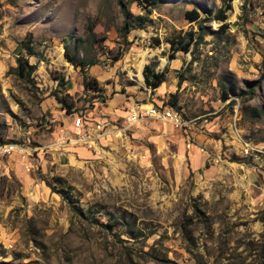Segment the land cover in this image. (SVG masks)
<instances>
[{"label":"rangeland","instance_id":"obj_1","mask_svg":"<svg viewBox=\"0 0 264 264\" xmlns=\"http://www.w3.org/2000/svg\"><path fill=\"white\" fill-rule=\"evenodd\" d=\"M0 139V264H264V0H0Z\"/></svg>","mask_w":264,"mask_h":264},{"label":"built area","instance_id":"obj_2","mask_svg":"<svg viewBox=\"0 0 264 264\" xmlns=\"http://www.w3.org/2000/svg\"><path fill=\"white\" fill-rule=\"evenodd\" d=\"M152 118L155 120H167L177 123V112L172 108L161 107L150 103L148 107H143V102H133L127 114L129 123L141 122L144 119ZM74 126L80 128L84 124L82 116L76 115L73 119ZM23 147L15 141L1 140L0 139V155L10 154L12 152L22 151Z\"/></svg>","mask_w":264,"mask_h":264},{"label":"trees","instance_id":"obj_3","mask_svg":"<svg viewBox=\"0 0 264 264\" xmlns=\"http://www.w3.org/2000/svg\"><path fill=\"white\" fill-rule=\"evenodd\" d=\"M141 1H145L146 3L148 4H155L158 0H141ZM123 7H124V4H123ZM230 7L229 4H227L225 7H220L217 11V17L220 18V19H223L226 14H225V11ZM210 11V10H209ZM185 14L187 15V17L190 19V20H193V19H196L198 16H199V12L194 9V8H191V9H188L185 11ZM144 18V17H143ZM141 18V19H143ZM128 16H127V12L125 13V24H128ZM190 39L189 38L188 40H186L185 42L179 44V46L177 47L178 49H183V50H188V45L190 44ZM64 55L65 57L67 58V60L71 63H73L74 65H77L79 66L80 70L82 72H85V69H86V66L87 65H90V64H93L95 61L94 60H89V61H85L84 58H77L75 57L74 54H72L69 50V47L65 44L64 45ZM151 67L149 65H145L144 68H143V76H144V80L147 84H150L151 83V80L149 79V71L152 69H150ZM83 80H84V85L87 86V87H94L93 85L96 83V80L94 77H91L90 79L83 75ZM227 97V92L224 91L223 94H222V98H226ZM57 98L59 99V101L63 104H65V101L63 100V98L61 97H58ZM63 107H67V105L65 104Z\"/></svg>","mask_w":264,"mask_h":264},{"label":"bare ground","instance_id":"obj_4","mask_svg":"<svg viewBox=\"0 0 264 264\" xmlns=\"http://www.w3.org/2000/svg\"><path fill=\"white\" fill-rule=\"evenodd\" d=\"M143 64H144V60L141 62V67H140V73H139V76L142 80V68H143Z\"/></svg>","mask_w":264,"mask_h":264}]
</instances>
